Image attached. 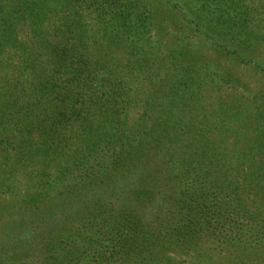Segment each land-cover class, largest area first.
<instances>
[{
  "label": "trees",
  "instance_id": "16d2710c",
  "mask_svg": "<svg viewBox=\"0 0 264 264\" xmlns=\"http://www.w3.org/2000/svg\"><path fill=\"white\" fill-rule=\"evenodd\" d=\"M124 1L115 0L116 11H110L109 19L100 18L105 29L117 28L99 36L114 53H95L88 42L95 36L79 28L76 15L58 20L49 29L53 35L38 36L32 45L12 27L0 34L2 41L16 40L12 50L0 47L2 149L21 136L23 146L29 142L38 150L39 163L46 157L61 163L50 183L60 188L57 193L41 196L35 209L19 212V219L0 223V264H27L26 253L35 241L42 250L37 264H166L169 259L161 251L216 234L213 220L230 235L231 246L242 245L236 238H251L258 226L256 238L264 241V104L243 100L245 94L229 79L191 61L190 45L171 49L180 57L173 73L163 68L161 46L140 38L153 19L151 11L141 2ZM197 1V11L217 19L227 36L246 41L244 32L228 25L245 12L240 0ZM193 21L188 17L189 24ZM203 21L197 17L199 34H204L199 38L215 44ZM259 23L264 36V18ZM71 26L82 34L66 33ZM125 52L131 57L122 59ZM101 54L110 70L100 78ZM94 116L106 127L105 139L101 132L85 130L86 139L91 138L88 156L71 157L68 133L85 119L96 124ZM59 151H65L64 157L56 156ZM0 166L5 194L14 192L15 183L26 188L13 157H1ZM153 172L170 180L154 186L146 181H154ZM107 199L109 206L104 205ZM7 212L0 208V216ZM57 216L68 226L56 224Z\"/></svg>",
  "mask_w": 264,
  "mask_h": 264
},
{
  "label": "rangeland",
  "instance_id": "374dc122",
  "mask_svg": "<svg viewBox=\"0 0 264 264\" xmlns=\"http://www.w3.org/2000/svg\"><path fill=\"white\" fill-rule=\"evenodd\" d=\"M113 2L115 0H63L60 3L62 5H59L58 0H0V34L5 35L8 28L12 27L11 29H16L19 38L23 39L27 44H31L38 36L47 38L53 35L49 29L55 27L54 24L58 20H66L68 16L73 15L71 17H74L76 15L80 20L79 23H76L79 28L85 29L86 35L89 33L90 36H95L88 41L92 43L95 53L100 50V52L114 53L113 49L110 50L112 44H108L106 41L105 43L102 42V37H99L103 33L105 34V30L114 32L113 28L117 29L116 26L112 27L111 25L105 29V26L103 27L100 24L101 17L105 16L109 19L110 11H116ZM124 2H127V0ZM128 2L130 4L141 2L151 11L153 19L150 20L148 29H142L140 38L148 45L151 44L156 48L161 46L164 53L160 52L158 54L160 55L159 60L163 68L173 73L178 64H180V57L177 53L172 52L171 49L177 46L186 47L190 45L193 49L189 57L191 61L196 59V64L198 65L213 67L214 73L218 75L219 79H229L231 85H236L245 94L243 100L250 97L252 99L255 98L256 102L258 101L257 104H264V36L260 32L263 24L259 23V19L264 18V0H240V11L244 9L245 12L241 15H236L228 23L229 27L233 26L232 29L234 31L237 30L245 34L249 32V36L244 34V36L248 37L246 41H238L240 38L237 36L236 39L229 35L227 36L225 28L220 27L219 29L220 24L216 23L217 19H214L216 22L212 21V15L207 17L204 12L197 11V7L200 5L197 0H129ZM42 9L46 10L43 13L46 15L45 17H42L43 14L42 16L37 15L39 11L42 12ZM250 10H252V13ZM192 16L195 21L189 24L188 17ZM198 16L205 19L202 22V28L211 30L216 41L215 44L203 43L202 41L204 40L199 38H203L204 34L202 32L199 34L200 31L196 25ZM23 17H29L30 19L25 22ZM245 17H248V19H245ZM70 28L72 31L67 29L65 32L69 34L76 33L77 35L81 33L73 26ZM148 30H150V37L147 35ZM15 41L5 38L2 41L0 39V47L4 45L5 50H12L14 46L10 47V43L15 45ZM123 44L122 48L126 51L128 46L126 43ZM214 47L217 49L215 50ZM231 52L233 53L232 55L229 54ZM235 52L238 53L234 54ZM129 57L131 56L126 52L121 56L122 59ZM99 58L101 65L98 68V74L101 78L108 74L110 65L105 66L109 62L106 54H101ZM172 58L173 65L171 64ZM180 69L182 70V68H178V70ZM135 112L138 113L137 110ZM262 114H264V111ZM94 117L96 118V116ZM96 119V124H93L94 119L79 121L76 124L77 130L73 129L68 133L71 140V145L67 146L68 150L66 152H68V155L77 159H83L88 156L85 155L88 148L86 145L91 141V138L86 139L85 130L86 133L89 131L94 133L96 131L98 135L101 132L105 139L104 131H106V127L101 126L99 118ZM261 124H264V122L262 121ZM261 140L264 141V138L261 137ZM24 142H26L24 138L19 136L11 139L3 149L2 143H0L2 160L4 161L7 157H13L16 160V164L21 165L19 173H15H18L17 175L24 179L26 183L28 182L26 188L21 187V185L18 186L19 183L13 184L14 192H9L8 194L2 191V187L0 188V208L7 207L8 210L7 214L0 216V223L6 221V218L19 219L17 217L20 215L19 212L23 209L25 210V208L29 210L33 205L35 209V206L40 202L41 196L44 198L50 193L54 194L57 193L56 190H60V188L56 189L50 184L54 181V174L60 168V161L57 162L46 157V162L39 163L36 158L38 157L36 153L38 150L29 142H27L26 146H23ZM102 146L107 149L105 144H102ZM61 153L63 154L65 151H59L56 156ZM62 157H64V154ZM0 170V174H2L3 167L0 166ZM6 171L7 174H12L8 169ZM152 174H154L152 175L154 181L150 177L146 178V181L153 183L154 186H158L165 180H170L167 176L157 175L155 172ZM38 175L39 177L43 176V179L36 177ZM214 201L212 202L214 203ZM110 202L111 200L107 199L104 205L109 206ZM90 204L91 206L95 205L93 201ZM254 205L259 207L261 203L257 202ZM54 218L56 224L68 226V224H65L64 217L57 216ZM212 224L217 230L215 231L217 235L207 233L208 235L204 238L188 240L186 243L177 242L170 249L161 251L160 255L169 259L166 264H200V262L201 264H264V241L258 237V239L256 238L258 234L260 235V226L257 227L255 235L251 238L248 234L243 235L239 239L236 238L242 241V245L231 246L227 241L230 235L226 231L219 229L215 220L212 221ZM262 229L264 230L263 227ZM230 234H235V232H230ZM31 243V248L26 253L27 264H37L38 255L41 254L42 250L36 241Z\"/></svg>",
  "mask_w": 264,
  "mask_h": 264
}]
</instances>
